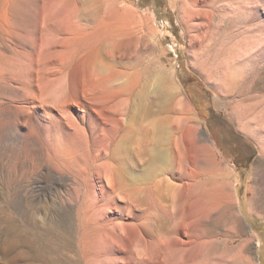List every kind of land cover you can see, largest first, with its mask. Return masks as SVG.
Masks as SVG:
<instances>
[{"label": "rangeland", "instance_id": "374dc122", "mask_svg": "<svg viewBox=\"0 0 264 264\" xmlns=\"http://www.w3.org/2000/svg\"><path fill=\"white\" fill-rule=\"evenodd\" d=\"M60 4L0 0V264H171L161 246L192 241L202 252L177 264H231L239 254L264 264V0H77L70 11L84 25L95 10L134 18L121 37L99 44L97 59L111 87L128 78L135 87L118 99L121 125L69 105L79 127L70 132L58 119L63 97L42 91L60 69L66 35L47 21ZM142 86L145 110L134 96ZM104 102L92 103L113 113ZM161 126L175 134L182 158L148 180L159 201L145 184L116 182L102 193L98 177L104 183L116 172L146 183L141 169L166 137ZM189 128L194 164L183 153ZM201 185L210 195L237 192L244 214L252 210V250L216 215L187 230L181 196Z\"/></svg>", "mask_w": 264, "mask_h": 264}, {"label": "bare ground", "instance_id": "6f19581e", "mask_svg": "<svg viewBox=\"0 0 264 264\" xmlns=\"http://www.w3.org/2000/svg\"><path fill=\"white\" fill-rule=\"evenodd\" d=\"M58 1H60L61 4L57 6L56 12L50 13L47 16V21L53 27L62 29L60 31L64 32L66 38L62 40L61 45H59L61 48V56L59 57L60 69L56 72L57 78L52 80L51 84H49L50 86L42 91H48L50 93L48 94L49 96L51 95L52 98L58 100L63 97L62 101L56 105L59 113L57 114L58 119L69 132L79 129L78 125L72 121L68 114L67 107L69 105L77 107V109L83 113H90L94 116V120L100 124H105L109 127H114L115 124L121 125L124 122L125 114L124 110L118 107V99L121 97L122 90L131 91L135 87V84L128 78V80L119 86L111 87L110 76L107 74L108 72L105 68V64H100L97 56L100 49L99 44L108 39L121 37L122 33L128 31L126 24L133 21L134 18L127 13L124 17L108 16L106 18H101L95 10L87 16V24L84 25L82 22L83 20L75 18L73 16L74 12L70 11V8L72 10L77 8V0ZM96 16H98V18ZM85 26L88 30L85 29ZM82 52L84 53L81 54ZM139 85L140 83H138L136 87ZM110 87L111 89L109 90ZM144 89L145 87L142 86L134 96L142 103L141 105L145 110L147 95H145ZM98 93H100V95H98ZM134 93L135 90L133 94ZM95 96H100L101 99H104L106 102L104 107L112 106L111 108L114 109V112L109 113L105 109L99 111L97 108L98 106L92 103ZM70 97H76V100L68 101ZM158 99H163L161 93H158ZM160 128L166 137L159 138L158 145L154 148L155 155L147 166H142L143 168L141 169V178L145 177L144 179L147 180L146 183L145 181L139 183L137 180L133 179V176L127 174V172H116L114 176L109 175L105 177L104 183L102 178L98 177L102 193L106 191L112 192V190L116 188V182L130 189L133 184H145L146 187L144 190L147 191L148 194H151V196L153 195L155 200L159 201L158 193L148 186L151 184L150 181L153 177H156L159 166L178 165L179 160L182 158L180 155L182 151L177 145L175 134L168 131L165 126H161ZM192 134L193 131L189 128L183 135L182 142L185 158L189 163L194 164L197 158V151L192 139ZM77 136L80 138V134ZM124 138H126L125 135H123L122 139L119 141V146L124 141ZM120 150L123 151V147L120 148ZM200 152L202 156H204L202 160L203 164L205 166L209 165L211 163L210 158H208L211 156L210 150L207 148L206 150H200ZM128 177H131L133 181L129 182L130 179ZM181 199L185 202L181 214L184 215L187 220L191 221L187 226L189 232L193 230L197 224H206L210 217L216 215L217 220L230 224L234 233L244 238L243 248L252 250L255 247L256 234L248 226L245 217H251L254 213L251 210L246 215L244 214L237 192L236 194L228 195L222 187L215 195H210L203 185H201L200 190L196 193L192 191L191 186H188L183 192ZM261 203L264 210V200ZM184 229L186 228L180 227L181 231ZM202 249V243H194L193 241L186 245L180 244L179 247L175 244L172 247H170L169 244H163L161 246V251H167V254L171 255V264H177L179 258L184 256H192L195 258L202 252ZM231 264L248 263L243 255L239 254Z\"/></svg>", "mask_w": 264, "mask_h": 264}]
</instances>
